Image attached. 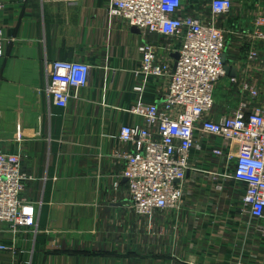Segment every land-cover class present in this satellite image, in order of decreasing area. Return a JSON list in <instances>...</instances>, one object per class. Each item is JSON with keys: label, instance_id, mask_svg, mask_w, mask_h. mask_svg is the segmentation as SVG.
Returning <instances> with one entry per match:
<instances>
[{"label": "crops", "instance_id": "obj_1", "mask_svg": "<svg viewBox=\"0 0 264 264\" xmlns=\"http://www.w3.org/2000/svg\"><path fill=\"white\" fill-rule=\"evenodd\" d=\"M198 1L183 3L193 10ZM252 1L245 7L250 12ZM234 5L218 26L227 32V65L241 73V35L249 23L239 0ZM108 10L107 0H0V152L20 156L30 178L21 197L35 205L37 223L36 231L16 235L0 225V243L13 248L0 253V264H264L257 255L264 237L245 232L231 184L214 197L207 173L217 165L202 153H193L199 172L184 184L178 213L138 217L127 209L124 162L111 154L130 150L118 139L121 128L142 123L128 111L138 102L159 104L164 95L165 80L135 73L139 46L165 42L130 29ZM56 61L91 68L87 86L65 109L45 92ZM258 66L251 73L256 79ZM230 88L231 102L215 92V113L236 107Z\"/></svg>", "mask_w": 264, "mask_h": 264}, {"label": "built area", "instance_id": "obj_2", "mask_svg": "<svg viewBox=\"0 0 264 264\" xmlns=\"http://www.w3.org/2000/svg\"><path fill=\"white\" fill-rule=\"evenodd\" d=\"M246 3L239 0L241 18L249 23L241 35L246 43L244 70L230 77L222 61L227 32L218 20L231 14L234 0H208L202 9L193 10L183 0H107L111 16L165 42L139 46L140 67L135 73L165 80L164 95L159 104L138 102L128 111L142 123L122 127L118 139L130 150L111 154L124 162L121 177L131 214L178 213L184 184L199 172L200 159L193 153H202L217 165L207 173L214 197L223 196L231 184V193L239 195L236 214L245 232L264 237V87L251 75L257 65L258 77L264 73V0H253L252 12L245 9ZM4 41L0 28V58ZM173 52L178 55L175 68ZM90 70L81 62H53L45 90L52 104L65 109L87 86ZM224 80L236 90L238 102L227 113L217 114L214 94ZM28 179L21 172L19 155L0 152V225L13 235L23 228L37 230L35 205L21 197ZM12 252L11 246L0 243V253Z\"/></svg>", "mask_w": 264, "mask_h": 264}, {"label": "rangeland", "instance_id": "obj_3", "mask_svg": "<svg viewBox=\"0 0 264 264\" xmlns=\"http://www.w3.org/2000/svg\"><path fill=\"white\" fill-rule=\"evenodd\" d=\"M208 0H199L198 1V5L199 8L202 9L204 7V5L207 3ZM162 41H164V39H161ZM258 81L261 82L262 86L264 87L263 83H264V73L262 77L258 78ZM227 81H221L218 85H217V90H216V94H217V98L220 99H227L231 102V99H233V97L235 96V94L233 93V90L230 88V86L227 84ZM224 112V110H222ZM216 164V163H214ZM237 194L233 195L231 193V199L232 202L234 201V197H236ZM258 245V244H257ZM259 251V252H258ZM257 251V255L258 257L264 256V248H260Z\"/></svg>", "mask_w": 264, "mask_h": 264}, {"label": "water", "instance_id": "obj_4", "mask_svg": "<svg viewBox=\"0 0 264 264\" xmlns=\"http://www.w3.org/2000/svg\"><path fill=\"white\" fill-rule=\"evenodd\" d=\"M174 59H175V61L178 60V55H177V54L174 56ZM222 61H223V64H224V70H225L226 74L229 75L230 77H235V75H236V70H235V69H231V68H229V67L225 64V55L223 56ZM175 65H176V64H174V68H175Z\"/></svg>", "mask_w": 264, "mask_h": 264}]
</instances>
